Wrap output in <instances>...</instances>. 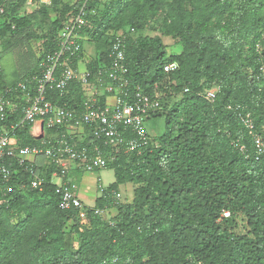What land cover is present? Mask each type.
<instances>
[{
  "label": "trees",
  "instance_id": "trees-1",
  "mask_svg": "<svg viewBox=\"0 0 264 264\" xmlns=\"http://www.w3.org/2000/svg\"><path fill=\"white\" fill-rule=\"evenodd\" d=\"M27 1L0 0L5 9L0 35L10 36V47L37 35L23 28L32 26L37 15L21 17ZM86 1L91 13L81 30V50L85 52L83 40L98 49L88 67L109 66L114 35L125 30L129 87L160 98L158 116L164 114L166 132L153 138L158 146L141 155L124 153L109 166L116 180L97 198L95 208L114 206L118 215L104 224L91 206L87 222L77 209H61L52 176L45 175L42 190L32 188L30 174L16 166L12 191L0 181V264H264V154L256 153L253 136L264 135V0H239L242 8L252 5L250 21L233 29L224 17L234 0L205 5L206 0H106L104 8L102 0L66 4L56 9L35 70L23 78L40 72L42 52L58 48L66 11L76 14ZM161 7L167 10L163 34L183 44L180 54L168 55L160 35L134 37ZM172 61L179 68L166 71ZM15 82L8 81L0 66V90ZM212 82L220 88L213 102L205 96L215 87ZM166 91L181 98L169 107L161 93ZM70 92L63 97L52 90L48 97L70 106L83 103L80 84H71ZM247 113L254 122L252 132L243 121ZM20 118L19 113L11 115L14 121ZM30 130L28 124L19 130L20 145L41 144ZM89 135L81 142L94 143ZM239 144L246 146L245 153ZM127 182L136 186L134 202H115L110 190ZM21 214L25 217L14 223L12 216ZM241 221L247 224L244 232H239ZM73 230L81 240L76 249Z\"/></svg>",
  "mask_w": 264,
  "mask_h": 264
},
{
  "label": "built area",
  "instance_id": "built-area-1",
  "mask_svg": "<svg viewBox=\"0 0 264 264\" xmlns=\"http://www.w3.org/2000/svg\"><path fill=\"white\" fill-rule=\"evenodd\" d=\"M40 1L45 4L51 2ZM4 11L0 5V13ZM89 13L86 1L78 13L71 14L64 21L58 30V48L42 52L38 74L26 76L0 90V181L8 191H12L11 183L19 165L30 174L31 187L42 190L48 180L36 158L44 156L49 164L56 166L54 175L61 178L58 182L52 179L60 208L77 209L82 222L88 221L87 206L90 205L81 198L78 184L65 180L71 171L69 163L85 172H99L116 163L124 153L141 155L150 146H158V141L148 132L146 122L162 110L159 97L151 96L139 86L129 87L126 66L128 33L125 30L114 35L109 66L95 71L82 66L87 56L81 50V30L88 25ZM164 68L174 71L179 68V63L172 61ZM74 82L83 89V103L70 106L48 97V91L52 90L59 91L63 97L68 96ZM219 89L215 86L206 90V98L213 102ZM14 113H19L21 118L12 120ZM243 121L252 132L255 127L251 114L243 116ZM25 124L31 126L32 135L40 137L41 144H19V130ZM88 127L92 130L90 135L86 131ZM55 128L58 130L54 131ZM80 134L87 135L85 138L91 136L94 143L78 142L76 139ZM253 136L256 153L264 154V135L254 132ZM239 149L246 152L244 144H239ZM20 187L25 188L26 183L22 181ZM107 187H101V195ZM109 193L115 202H120V190H110ZM91 207L103 217L110 211L107 207Z\"/></svg>",
  "mask_w": 264,
  "mask_h": 264
},
{
  "label": "rangeland",
  "instance_id": "rangeland-1",
  "mask_svg": "<svg viewBox=\"0 0 264 264\" xmlns=\"http://www.w3.org/2000/svg\"><path fill=\"white\" fill-rule=\"evenodd\" d=\"M81 0H59L58 3H56L55 0H51V2L46 5L45 7H41V5H45V3L41 2L40 0H33V3L27 1V4L23 7L21 11V17L24 18H31V14L36 15V17L33 19V22H35L32 26H29L26 28V25L23 23V28L27 29L28 32H32V34H37L35 36H32L33 38L30 40L23 39L21 40L22 43L20 42H14L13 46L10 47V44H8V36L7 38H4L3 36L0 35V66L4 68V73L5 76L7 77L8 81H18L23 78L24 74L31 72L34 69L31 70L33 65L35 64V57L40 56V51L44 47V40H45V34L46 32L50 31L53 22L55 21L57 17V11L56 9H62L64 8V5L69 4V5H76L79 3ZM103 4H101V8H104L105 4L108 2L106 0H102ZM211 0H206L203 2V5H205V2L209 3ZM242 3L238 0H234L232 3V6L229 8L228 13L225 15V21L228 23V28L233 29L235 27L242 28L243 26H247V21H250L249 14L252 9V5H245L243 8L241 7ZM208 7V6H207ZM187 9H190V5L187 4ZM243 9H248L246 13H244ZM93 13H95V9H92ZM41 11V12H40ZM44 11V12H43ZM72 12L71 10L66 11V14L64 15V18H69L71 16ZM20 15V14H19ZM166 15H167V10L165 8H160L159 13L155 17H148L147 22H148V27L147 29L135 33L134 37H138L140 35L146 36H155V35H160L163 39V42L166 44L167 47V52L168 55H173V54H180L183 51V44L179 41H176L171 36H167L163 34L164 31V24L166 21ZM25 16V17H24ZM113 31V30H112ZM262 38L264 40V32L262 34ZM25 41H28L27 48L23 46V43ZM245 49L249 48V44L247 41H244ZM83 48L87 52V54H95V47L96 44L93 41H87L83 40ZM99 48L104 51L105 48L103 46H99ZM262 48V45L260 49ZM25 52L23 53L22 51ZM98 50V49H97ZM39 55V56H38ZM91 55V57H92ZM90 58V56H88ZM19 58V59H18ZM27 58L26 62L27 65H24V59ZM18 62V64H17ZM19 62L21 65L19 66ZM88 66V65H87ZM20 70L21 67L23 68ZM38 66L36 68V71H38ZM175 81V80H174ZM173 81V82H174ZM204 81V79L202 80ZM172 82V81H170ZM213 86H215V82H212ZM162 95L165 96L164 102L166 103L167 106H171L174 104L177 100L181 98V95H172L171 92L169 93L166 91L165 93L161 92ZM146 126L148 129V132L154 139H160L161 136H163L166 132V119L164 114L162 115H156L152 118H150L146 122ZM36 162L38 164L42 165V169L44 170L46 175H50L53 177L54 173L57 172L56 166L49 164V161L46 158H43L41 156H38L36 158ZM104 175H102V181L103 184L105 185L104 187L108 186L110 181L113 182L115 180L114 176V171L113 169H104L103 171ZM81 187L83 189H86L87 186H85L83 183H81ZM135 184L133 182H127L125 184H122L120 186V191L122 192V197L120 202H125L127 203H133L134 202V197H135ZM89 188V187H88ZM90 191L92 195L98 194V191L96 189H93L90 187ZM93 204V201L91 202ZM110 211L108 214H106L103 217V223L109 222V220H113L114 216L118 215V210L116 207L112 206L111 208H108ZM25 217V214H21V217L17 216H12V221L14 223L19 222ZM245 228H247V224L244 221H241V225L239 228V232H244ZM69 229V227L67 228ZM72 237V246L73 249L78 248L80 245V236L79 233L76 230L72 231L71 234Z\"/></svg>",
  "mask_w": 264,
  "mask_h": 264
},
{
  "label": "crops",
  "instance_id": "crops-1",
  "mask_svg": "<svg viewBox=\"0 0 264 264\" xmlns=\"http://www.w3.org/2000/svg\"><path fill=\"white\" fill-rule=\"evenodd\" d=\"M29 1V0H28ZM33 3V2H32ZM27 45H28V41H25V43H23V46L25 47V48H27ZM25 50L26 49H24V51H22L23 53L25 52ZM41 51H42V49H41ZM41 51H40V54H41ZM85 54H86V56H87V61L84 63V64H82V66H87V64L91 61V55L92 54H87V52L85 51ZM39 56V55H38ZM88 56H90V58L88 57ZM19 59V58H18ZM26 60H27V58H25L24 59V65L26 64L27 65V62H26ZM17 64H18V62H17ZM21 65V63L19 62V66ZM35 66V65H34ZM38 67H39V70H40V66L38 65ZM16 69H18V67H16ZM23 68L21 67V69L20 70H22ZM32 69H34V67H32L31 68V70ZM19 70V69H18ZM19 70V71H20ZM27 74V73H26ZM25 75V74H24ZM17 81V80H16ZM10 82V81H9ZM13 82H15V81H12V83ZM110 100L111 101H113V98L112 97H110ZM49 133V131H47V134ZM34 136V135H33ZM87 135H85V134H80V136L77 138L78 139V141H84L86 138ZM35 137H37V136H35ZM37 138H39L40 139V137H37ZM41 157H43L44 158V156H41ZM40 169L42 170V172H43V174H45V172H44V170L42 169V165L40 164ZM69 167L71 168V171L68 173V175H67V177L65 178V180H67V181H69V180H71V181H75L77 184H78V186H79V194H80V196H81V198L84 200V202L86 203V204H88V205H90V206H94L95 205V203H96V200H97V198L101 195V191H100V189H101V187L102 186H105L104 184H103V179H102V175H104V173H103V171L104 170H102V171H99V172H85V171H83L81 168H79V167H77V166H75L72 162H70L69 163ZM109 169V168H108ZM113 171H114V169H113ZM46 175V174H45ZM114 176H115V180H116V175H115V171H114ZM52 179H54L55 181H60L61 180V178H59V177H56L55 175H53V177H52ZM115 180L113 181V182H115ZM113 182H111L110 181V183H109V185L110 184H112ZM81 183H83L85 186H87L86 187V189H83L82 187H81ZM108 185V186H109ZM89 187V188H88ZM90 187L91 188H93V189H96L97 191H98V194H96V195H92V193H91V189H90ZM93 201V204H91V202Z\"/></svg>",
  "mask_w": 264,
  "mask_h": 264
}]
</instances>
